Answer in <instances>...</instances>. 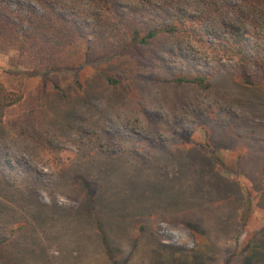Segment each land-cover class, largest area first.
Returning <instances> with one entry per match:
<instances>
[{"label":"rangeland","instance_id":"1","mask_svg":"<svg viewBox=\"0 0 264 264\" xmlns=\"http://www.w3.org/2000/svg\"><path fill=\"white\" fill-rule=\"evenodd\" d=\"M43 1L93 43L87 1ZM0 3L12 30L43 13L39 0ZM172 42L84 58L0 40V86L22 98L0 126V264L102 263L95 232L74 253L94 202L109 247L127 227L137 239L114 248L120 263L264 264V87ZM186 75L208 86L176 82Z\"/></svg>","mask_w":264,"mask_h":264},{"label":"trees","instance_id":"2","mask_svg":"<svg viewBox=\"0 0 264 264\" xmlns=\"http://www.w3.org/2000/svg\"><path fill=\"white\" fill-rule=\"evenodd\" d=\"M85 1L93 9L88 25L93 43L86 40L83 44L80 26L60 20L52 6L43 0L38 3L43 13L35 12L27 29L6 28L12 22L2 16L0 40L8 41L16 49H21L23 43L40 40L74 50L85 58L92 49L100 48L103 49L100 52L113 55L130 46L149 47L159 40L170 39L179 44L177 47H184L193 61L232 62L242 84L264 87V0H124V5L121 0ZM208 81V77L199 75L176 79L179 84L205 87ZM110 83L117 84L111 80ZM54 88L60 90L57 85ZM7 97L0 86V126L7 107L22 99L19 95L8 102ZM82 184L87 188L85 181ZM87 193L91 195L90 191ZM98 203L102 207L104 202H94L89 216H97Z\"/></svg>","mask_w":264,"mask_h":264},{"label":"crops","instance_id":"3","mask_svg":"<svg viewBox=\"0 0 264 264\" xmlns=\"http://www.w3.org/2000/svg\"><path fill=\"white\" fill-rule=\"evenodd\" d=\"M98 218V216H87L82 218L81 217V221H79V223L77 222V230H78V235L76 236V239L79 240V242L76 244L77 247L74 250V253H78V249H82L85 248L84 244H83V240L81 238L80 233L81 232H95L94 236L92 237V240L89 238L88 239V245H89V251L90 252H94V254H96V251H98V255H99V260L103 261L100 264H123L120 263L118 260V257L114 255V248H116L115 250L120 249L121 252L124 250V247L127 248H132L135 245V241L137 242V239L135 240V237L133 236V234H130L129 232V227H127V231H124V235L121 236L120 239H118L117 243L113 244L112 247H109V244L107 242V239L102 238V236L104 235V229L102 230L101 228H99L97 226L98 221H96V219ZM99 222H103V221H99ZM135 232V231H133ZM132 232V233H133ZM99 234L100 237H98L95 234ZM106 237H107V233H105ZM123 240H126V244L124 245ZM131 240V241H130ZM135 240V241H134ZM131 243V245H130ZM119 251V250H118ZM117 251V252H118ZM60 258L61 253L59 251H57L56 253V257ZM118 256L120 257V255L118 254ZM55 257V258H56ZM124 258V257H122ZM93 261H91V264H97L94 259H91ZM125 260V258L123 259ZM127 260V257H126ZM60 263V259L57 260L56 263L54 264H59Z\"/></svg>","mask_w":264,"mask_h":264}]
</instances>
